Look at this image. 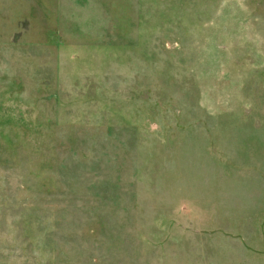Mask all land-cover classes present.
Instances as JSON below:
<instances>
[{"label": "rangeland", "instance_id": "374dc122", "mask_svg": "<svg viewBox=\"0 0 264 264\" xmlns=\"http://www.w3.org/2000/svg\"><path fill=\"white\" fill-rule=\"evenodd\" d=\"M0 264H264V0H0Z\"/></svg>", "mask_w": 264, "mask_h": 264}]
</instances>
